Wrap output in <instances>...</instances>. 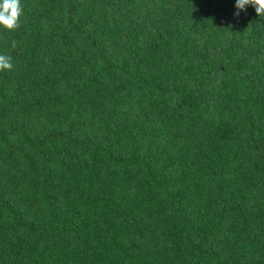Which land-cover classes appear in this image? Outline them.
<instances>
[{
  "label": "trees",
  "instance_id": "obj_1",
  "mask_svg": "<svg viewBox=\"0 0 264 264\" xmlns=\"http://www.w3.org/2000/svg\"><path fill=\"white\" fill-rule=\"evenodd\" d=\"M235 2L21 0L0 264H264V17Z\"/></svg>",
  "mask_w": 264,
  "mask_h": 264
},
{
  "label": "clouds",
  "instance_id": "obj_2",
  "mask_svg": "<svg viewBox=\"0 0 264 264\" xmlns=\"http://www.w3.org/2000/svg\"><path fill=\"white\" fill-rule=\"evenodd\" d=\"M246 6H252L258 16L264 17V0H236L235 8L237 11L235 16H239L241 11H246ZM23 15V7L21 0H0V27L7 31H15L20 27V19ZM16 41L12 42L15 48ZM12 57L0 54V71L12 70Z\"/></svg>",
  "mask_w": 264,
  "mask_h": 264
}]
</instances>
